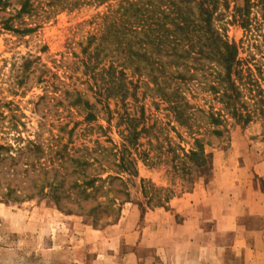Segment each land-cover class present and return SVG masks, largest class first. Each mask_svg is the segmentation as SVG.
Wrapping results in <instances>:
<instances>
[{
  "label": "trees",
  "instance_id": "1",
  "mask_svg": "<svg viewBox=\"0 0 264 264\" xmlns=\"http://www.w3.org/2000/svg\"><path fill=\"white\" fill-rule=\"evenodd\" d=\"M48 1L55 10L108 6L77 61L88 89L108 112V121L117 119L123 142L109 147L95 140L93 147L84 145L75 154L66 150L60 156H41L44 149L36 142L20 146L15 156L0 152V200L50 198L60 212L87 216L95 227L100 220L118 222L122 205L130 198L126 176H138L135 154L150 156L148 150H140L141 138L153 137L157 126L147 121L144 104L140 115L129 111L127 99L138 101L140 94L157 105L166 104L192 137L189 149L169 146L191 180L193 171L205 168L210 160L205 136L198 132L202 130L196 109L217 135L229 130L231 120L242 127L259 120L264 134V0ZM11 8L4 27L32 32V27L15 28L12 21L35 14L36 0H0V11ZM233 24L243 29L239 42L229 38L228 26ZM196 91L208 92L220 106L210 101L207 109L197 108L190 100ZM64 94L70 106L81 109L86 122L98 120V105L87 92L73 87L64 88ZM114 98L121 105L113 109L109 100ZM3 148L10 149L0 145ZM30 150L36 156H30Z\"/></svg>",
  "mask_w": 264,
  "mask_h": 264
},
{
  "label": "rangeland",
  "instance_id": "2",
  "mask_svg": "<svg viewBox=\"0 0 264 264\" xmlns=\"http://www.w3.org/2000/svg\"><path fill=\"white\" fill-rule=\"evenodd\" d=\"M36 4L35 14L23 15L12 21L15 28H34L27 34L4 27L5 19L13 13L12 8L0 11V145L10 148L1 149L2 156H15L17 149L29 142L43 147L44 154L41 156H60L66 150L75 154L84 145L93 147L95 140L109 147L121 145L123 140L116 126L117 119L108 121V112L101 101L96 102V97L88 89L83 66L77 61L87 37L100 28L108 6L84 4L75 9L58 6L55 10L48 0H36ZM228 35L231 40L239 42L243 29L238 24L229 25ZM240 51L242 57L247 56L244 48ZM73 87L87 92L91 102L97 103V121L86 122L81 109L69 105L64 88L72 90ZM190 100L197 108L207 109L210 101L220 106L206 91H196ZM109 102L113 109L121 105L116 98ZM143 104L147 121L157 125L153 131L155 137L141 138L140 150H148L150 156L135 154L138 176H126L130 198L122 205L121 216L124 209L134 205L142 213L157 209L171 213L169 211H173L176 204L195 189L202 191L206 200L211 195L215 196L219 188L241 199L244 188L253 184L257 187L260 200L264 198V134L259 120L246 127L231 120L229 130L217 135L210 130L214 127H209L201 111L196 109L202 130L198 132L205 136L210 160L205 168L193 171L191 180L179 156H174L169 146L179 151V145L189 149L193 144L192 137L175 121L166 104L157 105L150 97L143 98L142 94L138 96V101L127 99V107L132 114L140 115ZM63 145V149L58 148ZM30 156H36L33 150H30ZM239 156L245 158L244 166L238 163ZM220 199L225 200L217 195L213 198L216 202ZM105 206L111 211V204ZM207 211L212 217L214 213L218 216V204H211ZM44 212L52 221L67 215L60 212L50 198H35L20 203L0 200V228L3 232L17 234L19 249L27 252L32 232L30 222L40 221L34 218H42ZM70 217L93 228L110 225L100 220L95 227L87 216Z\"/></svg>",
  "mask_w": 264,
  "mask_h": 264
},
{
  "label": "crops",
  "instance_id": "3",
  "mask_svg": "<svg viewBox=\"0 0 264 264\" xmlns=\"http://www.w3.org/2000/svg\"><path fill=\"white\" fill-rule=\"evenodd\" d=\"M244 191L238 199L219 188L215 196L226 201L216 202L195 189L173 214L134 205L104 228L44 212L30 222L27 252L17 234L0 228V264H264V198L253 184ZM216 203L212 217L207 208Z\"/></svg>",
  "mask_w": 264,
  "mask_h": 264
}]
</instances>
